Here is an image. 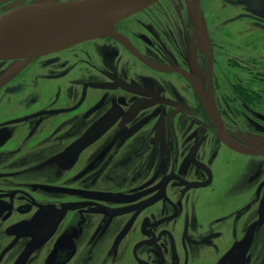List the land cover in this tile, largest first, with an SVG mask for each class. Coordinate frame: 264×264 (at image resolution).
Wrapping results in <instances>:
<instances>
[{
  "label": "flooded vegetation",
  "instance_id": "af4514ba",
  "mask_svg": "<svg viewBox=\"0 0 264 264\" xmlns=\"http://www.w3.org/2000/svg\"><path fill=\"white\" fill-rule=\"evenodd\" d=\"M196 1L0 59V264H264V0Z\"/></svg>",
  "mask_w": 264,
  "mask_h": 264
},
{
  "label": "water",
  "instance_id": "95a60500",
  "mask_svg": "<svg viewBox=\"0 0 264 264\" xmlns=\"http://www.w3.org/2000/svg\"><path fill=\"white\" fill-rule=\"evenodd\" d=\"M158 1L51 0L15 6L0 14V59L45 55L112 35L116 23ZM196 9L198 19L200 0Z\"/></svg>",
  "mask_w": 264,
  "mask_h": 264
},
{
  "label": "rangeland",
  "instance_id": "374dc122",
  "mask_svg": "<svg viewBox=\"0 0 264 264\" xmlns=\"http://www.w3.org/2000/svg\"><path fill=\"white\" fill-rule=\"evenodd\" d=\"M216 6H217L216 3H215V5H211L210 8H209L210 11H211V12H214V11L216 10ZM219 10H220V11L222 10L221 6H220V9H219ZM234 15H235V14H234ZM234 15H233V16H234ZM252 32H256V31L254 30V28L252 29Z\"/></svg>",
  "mask_w": 264,
  "mask_h": 264
}]
</instances>
